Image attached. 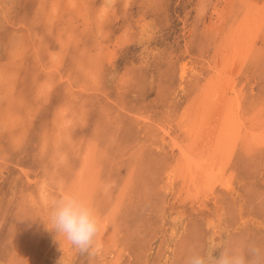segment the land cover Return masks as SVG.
Here are the masks:
<instances>
[{
  "label": "rangeland",
  "instance_id": "1",
  "mask_svg": "<svg viewBox=\"0 0 264 264\" xmlns=\"http://www.w3.org/2000/svg\"><path fill=\"white\" fill-rule=\"evenodd\" d=\"M109 1L108 3L105 0H76L74 5L77 8L62 6L56 14L51 11L50 7L53 0H1L5 4L0 2V75L2 77H0V264H33V261L35 264H39L41 260L46 261L47 264H59L57 258L50 253L54 247L52 241L55 232L46 228L44 215L39 212L43 205H39L41 196L37 189L39 190L42 181H47L50 188L52 187L51 195H58L60 193L59 182L62 181L65 185H69L74 172L82 162V156L86 152V143L91 140L96 143L97 153L95 156L98 165L100 164L98 183H104L102 185L108 191L109 197L108 200L103 198L106 202L102 205V216L109 211L116 210L118 195L125 190L119 214L114 217V222H112L113 228L117 232L115 231L116 233L111 235L112 239L107 237L110 238L111 243L100 248L95 244L92 247L93 251L91 249L80 251L71 244L69 255L65 256L66 264H113L114 262L117 264H182L180 261H183L186 249L191 244V246L206 250H219L221 246L231 240L264 243V160L262 161L264 148L247 155L239 144L240 148L234 152L232 160L226 168L233 175L234 191L227 195V192L225 191V193L219 185L210 197H203L204 204L199 200L191 202L193 199L181 192V188H183L181 179H173V177L168 179L170 172L171 174L175 173L176 164L179 161L178 150L172 149L170 138L177 137L186 143L187 137L183 131V125L191 124L194 112L203 99L202 95L199 96L200 92L205 89L212 75L210 73L214 70L213 65L219 60V51L216 50L215 43L223 42L222 38L228 33L229 27L233 25L231 23L235 21L232 17L238 20L245 13L240 0H235L229 8L231 13L227 21L228 24L215 31L207 28L211 24L215 25L216 23L217 25L219 16L217 13L226 4L225 0ZM60 2L62 3V1ZM223 3L225 4L223 5ZM105 5L107 7H104ZM109 11L113 14L110 15ZM61 12H64V16L61 15ZM65 21L67 25H63L66 24ZM63 26L65 31L61 30V28L64 29ZM89 26L90 30L87 29ZM56 27H59L60 33ZM52 29L53 32H51ZM257 30V33L254 32L250 36V32L245 29V32L253 37L250 39V42H254L253 45L247 44L250 46L248 48H252L253 51L245 54L242 70L237 71L238 67L232 70L237 71L235 87L244 99L242 117L247 118L251 113L258 112L261 107L258 113L264 119V19ZM86 31H90V34ZM74 32L75 35H78V39L73 34ZM212 32L215 34L213 35ZM64 33H67L68 37ZM71 34L74 36L72 39ZM104 34L106 35L104 36ZM120 36L122 37L120 38ZM60 39L64 46L59 42ZM66 47L67 49H65ZM17 51L20 52V58H14ZM49 51L55 54L60 51V55L64 54L63 61L60 62L59 68L56 70L53 68L51 70V67L47 66L51 62L48 57L52 55ZM109 51L112 53H108ZM90 54L96 58L92 61L96 60L97 63L90 61ZM92 63L96 66L97 83L88 79L89 76L83 69ZM182 63L187 65L185 69H183ZM239 72L240 74H238ZM24 73L26 76L23 75ZM31 84L34 85L31 86ZM47 84L49 85L45 89ZM42 88L45 91H42ZM46 91L51 94L48 95ZM235 95V93H229L232 98ZM7 106L8 109H6ZM67 108L68 110H66ZM5 111L7 114H3ZM63 111L66 112V117L70 121L68 125L61 121L60 115ZM181 114L185 115L183 120ZM58 119L60 122L57 121ZM179 119H181L180 125L177 123ZM117 123L121 125H117ZM60 126H64L68 133H60V139L57 137L56 139L59 140L56 141L52 137L62 130L63 127ZM166 131H169V134H165ZM116 132L117 134H115ZM55 142H58L56 146ZM59 142H61V146ZM44 143L47 144V149H43ZM79 144L80 147H78ZM128 152L131 153L128 154ZM115 164L118 166L116 167ZM163 174L166 178L168 177V180ZM126 178L127 180H125ZM99 189L98 187L93 191L94 201H100V198L103 197V195L101 196L102 191ZM140 189L142 193L139 191ZM43 214L46 215V213ZM220 214L223 215L219 217ZM28 217L34 222V224L31 223L34 231L33 236L29 234L31 230L25 221H28ZM208 219H211L213 224L209 223ZM242 219L244 220L242 221ZM242 224H245V227ZM176 234L180 236L177 238ZM26 238L38 240L34 250L33 247L31 250L29 243H24ZM107 238L104 239V242L108 243ZM20 242L24 243V248L19 249L15 254ZM176 254L177 256H175ZM31 256L32 261L29 262L28 259ZM175 257L180 258L179 261L175 260Z\"/></svg>",
  "mask_w": 264,
  "mask_h": 264
},
{
  "label": "bare ground",
  "instance_id": "2",
  "mask_svg": "<svg viewBox=\"0 0 264 264\" xmlns=\"http://www.w3.org/2000/svg\"><path fill=\"white\" fill-rule=\"evenodd\" d=\"M3 1V0H2ZM9 1V0H7ZM62 1V3L60 2ZM104 1V0H103ZM108 3L110 2L109 0H105V2ZM114 1V0H112ZM226 4L223 3V7L220 9V11H218L217 14H219L218 16V19H217V25L215 23V25H212L210 22L211 25H209V28H207L208 30L211 29L213 31H215L216 29H220L219 27H222V26H226L227 21L229 19V15L231 13V6L233 5V2H235V0H225ZM1 2V0H0ZM6 2V1H5ZM76 2V0H53L51 6L48 5V7L50 6L51 7V11L56 14L60 8L62 6H66V7H76V5H74ZM101 2V1H100ZM144 2V1H143ZM238 2V1H237ZM2 3V2H1ZM4 3V2H3ZM2 3V4H3ZM78 3V2H77ZM104 3V2H103ZM103 3H101L103 5ZM107 3V5H108ZM145 3V2H144ZM5 4V3H4ZM84 4V3H83ZM101 4L99 5L101 7ZM106 4V3H105ZM142 4V3H141ZM150 4V3H149ZM240 4L242 5V7L244 8V15L240 18H238V20L236 18H233V20L235 21H231L233 25H231L229 27V31L228 33L225 34V36L222 38L223 39V42H218L215 43L216 45V50L219 51V60H217V62L215 63V65H213V72L210 73L212 74L206 84V87L205 89H203V92H200L201 94L199 95L201 98H203L201 100V104L199 103V105L197 106V109L195 110L194 112V116L192 117V121H191V124H184L183 125V131L187 137V141L186 143L182 142L181 140H179L177 137H172L170 138L172 140V149L174 150H178L177 152V155H178V162H177V166H176V171L175 173H172L171 172L169 173V178L168 179H171L173 177V179H181L183 181V188L182 189V193L184 192L185 195L190 198V199H193L191 200L192 201H196V200H199L200 202H202L204 204V198H208L211 196L212 193H214L215 189L217 188V186H221L220 188H222L224 190V192L226 191L227 192V195L229 194H232V191H234V187L233 186V181H232V173L231 171L227 170L226 168L228 167V164L231 162L232 160V157L234 155V152L237 150V148H240L238 147L239 144L241 145V148L242 150H244L247 155L248 154H251L253 151L255 150H259V149H263L264 148V119H262L259 115V110L261 109H258V112H253L249 115V112L248 113V117L247 118H243L242 117V105L244 104V99L242 98V95L239 93L240 91L237 92L236 90V72L237 71H240L241 69V66H242V62H244L243 59H245V54L248 52H252V48H248L250 46H248L247 44H251L253 45L252 43L254 42H250V39H252L253 37H250L252 36V34L254 32H258V27H260L262 25V22H263V19H264V0H240ZM78 5V4H77ZM97 5V4H96ZM144 5V4H143ZM148 5V4H147ZM7 6V5H6ZM23 6V5H22ZM95 6V5H94ZM235 6V5H234ZM45 7V6H44ZM49 7V8H50ZM65 7V8H66ZM85 7V6H83ZM93 7V6H92ZM104 7H107L106 5ZM112 7V6H111ZM115 7V6H114ZM46 8V7H45ZM77 8V7H76ZM86 8V7H85ZM84 8V9H85ZM95 8V7H94ZM93 8V9H94ZM234 8V7H233ZM82 9V8H81ZM88 9V7L86 8ZM145 9V8H144ZM238 9V8H237ZM3 10V9H2ZM10 10V9H9ZM62 10V9H61ZM65 10V9H64ZM67 10V9H66ZM103 11V9H101ZM142 10V9H141ZM239 10V9H238ZM35 11V10H34ZM63 11V10H62ZM73 11V10H72ZM71 11V13H72ZM83 11V10H82ZM87 11V10H86ZM124 11V10H123ZM85 12V10H84ZM96 12V11H95ZM98 12V11H97ZM96 12V13H97ZM143 12V11H142ZM45 13V12H44ZM52 13V14H53ZM64 12H61V15L64 16L63 14ZM69 13V12H68ZM74 13V11H73ZM88 13V12H87ZM92 13V12H91ZM111 12L109 11V14ZM115 13V12H114ZM141 13V12H140ZM139 13V15H141ZM146 13V12H144ZM29 14V13H28ZM94 14V12H93ZM92 14V15H93ZM106 14V13H105ZM113 13H111L110 15H112ZM67 15V14H66ZM88 15V14H87ZM96 15V14H95ZM104 15V13H103ZM152 15V14H151ZM167 15V14H166ZM242 15V14H241ZM30 16V15H29ZM33 16V14H32ZM35 16V15H34ZM55 16V15H54ZM53 16V17H54ZM73 16V15H72ZM115 16V15H114ZM147 16V15H146ZM149 16V15H148ZM232 16V14H231ZM52 17V16H51ZM66 17V16H65ZM76 17V16H75ZM106 17V16H105ZM44 18V17H43ZM78 18V17H77ZM87 18V17H86ZM89 18V17H88ZM94 18V16H93ZM103 18V17H102ZM152 18V17H151ZM38 19V18H37ZM42 20V17L40 18ZM48 19V18H47ZM53 19V18H52ZM56 19V18H55ZM61 19V17H60ZM71 19V17H70ZM98 19V18H97ZM105 19V18H104ZM139 19V18H138ZM44 20V19H43ZM76 20V19H75ZM99 20V19H98ZM97 20V21H98ZM47 21V20H46ZM146 21V20H145ZM148 21V19H147ZM151 21V20H150ZM23 22V21H22ZM45 22V20H44ZM51 23V21H49ZM48 22V23H49ZM66 22V21H65ZM71 22V21H70ZM69 22V23H70ZM139 22V20H138ZM31 23V22H30ZM40 23V22H39ZM49 23V25H50ZM58 23V22H57ZM64 23V22H63ZM81 23V22H80ZM79 23V24H80ZM86 23V22H84ZM89 23V22H88ZM145 23V22H144ZM147 23V22H146ZM14 24V23H13ZM21 24V23H20ZM32 24V23H31ZM62 24V23H61ZM60 24V25H61ZM91 24V23H89ZM100 24V23H99ZM139 24V23H138ZM142 24V23H141ZM140 24V25H141ZM148 24V23H147ZM41 25V24H40ZM58 25V24H57ZM63 25H67V22L66 24H63ZM139 25V26H140ZM145 25V24H144ZM15 26V25H14ZM51 26V25H50ZM62 26V25H61ZM76 26V24H75ZM137 26V25H136ZM135 26V27H136ZM143 26V25H141ZM148 26V25H147ZM228 26V25H227ZM64 27V26H63ZM70 26H68L69 28ZM86 27V25H85ZM84 27V28H85ZM97 27V26H96ZM16 28V27H15ZM26 28V27H25ZM46 28V27H45ZM53 28V27H52ZM54 28H55V25H54ZM58 28L59 27H56L57 31H58ZM74 29V27H72ZM79 28V27H78ZM132 28V27H131ZM130 28V29H131ZM146 28V27H145ZM149 28V27H148ZM40 29V28H39ZM44 29V28H43ZM70 29V28H69ZM68 29V30H69ZM90 30V26L89 28H87ZM106 29V28H105ZM133 29V28H132ZM131 29V30H132ZM245 29H247L249 32H250V36H249V33H246L245 32ZM41 30V29H40ZM48 30V29H47ZM51 30V29H50ZM61 30L65 31V27L64 29L61 28ZM67 30V31H68ZM75 30V29H74ZM94 30V29H92ZM134 30V29H133ZM149 30V29H148ZM36 32V30H34ZM55 31V30H54ZM73 30L71 29V32ZM77 31V30H76ZM105 31V30H104ZM130 31V30H129ZM221 31V30H220ZM28 32V31H27ZM40 32V31H39ZM53 32V29L52 31ZM56 32V31H55ZM60 33V31H58ZM57 32V33H58ZM69 32V31H68ZM67 32V33H68ZM79 32V31H77ZM87 32V31H86ZM89 34H90V31H88ZM87 32V33H88ZM93 32V31H92ZM96 33V31H94ZM106 32V31H105ZM142 33V31H140ZM144 32V31H143ZM225 32H227L225 30ZM224 32V33H225ZM256 32V33H257ZM18 33V32H16ZM58 33V35H59ZM66 33V34H67ZM100 33V32H99ZM123 33V32H122ZM125 33V32H124ZM129 33V32H128ZM150 33V32H149ZM210 33V32H209ZM213 33V32H212ZM15 34V33H14ZM22 34V33H21ZM20 34V35H21ZM24 34V33H23ZM65 34V33H64ZM65 34V35H66ZM75 35V32L73 33ZM77 34V33H76ZM126 34V33H125ZM205 34H206V31H205ZM215 33H213L214 35ZM19 35V33H18ZM29 35V34H28ZM31 35V34H30ZM29 35V36H30ZM68 35V34H67ZM66 35V36H67ZM106 34H104L105 36ZM131 35V34H129ZM133 35V34H132ZM26 36V35H24ZM32 36V35H31ZM49 36V35H48ZM66 36H65V39H66ZM71 36V39H72V34L70 35ZM76 38L78 37V35H75ZM139 36V35H138ZM222 36V35H221ZM37 37V36H36ZM47 37V36H45ZM68 37V36H67ZM74 37V36H73ZM96 37V36H95ZM122 36H120L121 38ZM127 37V36H126ZM125 37V38H126ZM210 37V35H209ZM212 37V36H211ZM257 37V36H256ZM259 37V36H258ZM257 37V38H258ZM60 38L62 39V37L60 36ZM75 38V39H76ZM124 38V37H123ZM124 38V39H125ZM149 38V37H148ZM61 39H60V43L63 45V42H61ZM68 39V38H67ZM66 39V40H67ZM70 39V37H69ZM78 39V38H77ZM127 39V38H126ZM214 39V38H213ZM221 39V40H222ZM53 40V38H52ZM57 40V39H56ZM63 40V39H62ZM136 40V39H135ZM220 40V41H221ZM58 41V40H57ZM68 41V40H67ZM74 41V40H73ZM95 41V40H94ZM115 41V40H114ZM117 41V40H116ZM115 41V42H116ZM122 41V40H121ZM127 41V40H126ZM141 41V40H139ZM211 41V39H210ZM218 41V40H216ZM24 42V41H23ZM31 42V41H30ZM36 42V41H35ZM92 42V41H91ZM124 42V41H123ZM121 42V43H123ZM18 43V42H17ZM26 43V42H24ZM53 43V42H52ZM66 43V42H65ZM68 43V42H67ZM125 43V42H124ZM123 43V44H124ZM213 43V42H212ZM22 44V43H21ZM41 44V43H40ZM50 44V43H49ZM48 44V45H49ZM92 44V43H91ZM97 44V43H96ZM121 44V45H123ZM214 44V43H213ZM36 45V44H35ZM53 45V44H52ZM60 45V44H58ZM57 45V46H58ZM99 45V44H98ZM103 45V44H102ZM46 46V45H45ZM64 46V45H63ZM68 46V44H67ZM85 46V45H84ZM83 46V47H84ZM80 47V46H79ZM91 47V46H90ZM213 47H215L213 45ZM58 48V47H57ZM97 48V47H96ZM99 48V47H98ZM116 48V47H115ZM28 49V48H27ZM31 49V48H30ZM67 49V47L65 48ZM112 49V48H111ZM3 50V48H2ZM35 50V49H34ZM41 50V49H40ZM52 50V49H51ZM59 50V49H58ZM81 50V49H80ZM100 50V49H99ZM249 50V51H248ZM37 51V50H36ZM66 51V50H65ZM69 51V50H68ZM97 51V50H96ZM105 51V50H104ZM155 51V50H154ZM44 52V51H43ZM50 52V51H49ZM60 51H58V53H51L52 54L50 57H48L51 62L48 63L50 65H47V66H50L51 67V70L52 68L53 69H58L59 68V65H60V62L63 61V57H64V54H59ZM87 52V51H86ZM153 52V50H152ZM215 52V51H214ZM20 52L17 51V53L14 55V58L15 57H19L20 58ZM103 53V52H102ZM108 53H112V52H108ZM216 53V52H215ZM256 53V52H255ZM22 54V53H21ZM35 54V53H34ZM45 54V53H44ZM77 54V52H76ZM80 54V53H79ZM107 54V53H106ZM85 55V53H84ZM187 55V54H186ZM44 56V55H43ZM79 56V55H78ZM99 56V55H98ZM103 56V55H102ZM113 57V56H112ZM36 59V58H35ZM43 59V58H42ZM89 59V58H88ZM93 59H96L94 57V55L91 56L90 54V61H92ZM111 59V57H110ZM49 60V61H50ZM108 60V59H107ZM204 60V59H203ZM254 60V59H253ZM4 61V60H2ZM9 61V60H8ZM36 61V60H35ZM40 61V60H39ZM44 61V60H43ZM84 61V60H83ZM182 61V60H181ZM7 62V61H6ZM28 62V60H27ZM46 62V61H45ZM94 62V61H92ZM107 62V61H106ZM185 62V61H184ZM204 62V61H203ZM16 63V62H14ZM69 63V62H68ZM77 63V62H76ZM94 63H97L96 60ZM109 63V62H108ZM166 63V62H165ZM179 63V62H178ZM40 64V63H39ZM46 64V63H45ZM72 64V63H71ZM206 64V63H205ZM211 64V63H210ZM9 65V64H8ZM17 65V63H16ZM37 65V63H36ZM80 66L82 64H79ZM96 65V64H95ZM169 65V64H168ZM183 65V63H182ZM44 66V65H43ZM77 66V65H76ZM187 65H183V69H185ZM73 67V66H71ZM237 71L234 72L232 69L234 68H237ZM190 68V67H189ZM188 68V69H189ZM85 73H87V76H89L88 79H91L93 82L97 83V76H95V69H96V66L93 65V63L87 67V68H83ZM1 70V69H0ZM210 70H212L210 68ZM242 70V69H241ZM8 71V69H7ZM27 71V70H26ZM44 71V70H42ZM131 71V70H130ZM185 71V70H184ZM3 72V71H2ZM258 72V71H257ZM14 73V72H13ZM60 73V72H59ZM78 73V72H77ZM84 73V74H85ZM94 74V75H93ZM201 74V73H200ZM240 74V72L238 73ZM237 74V75H238ZM252 74V73H251ZM14 75V74H13ZM25 75V73L23 74ZM61 75V74H60ZM59 75V76H60ZM123 75V74H122ZM181 75V73H180ZM244 75V74H242ZM247 75V74H246ZM3 76V75H2ZM6 76V74H5ZM26 76V75H25ZM31 76V75H30ZM34 76V75H33ZM79 76V75H78ZM77 76V77H78ZM82 76V75H81ZM128 76V75H127ZM241 76V75H240ZM1 77V75H0ZM22 77V76H21ZM61 77V76H60ZM83 77V76H82ZM85 77V76H84ZM253 77V76H252ZM2 78V77H1ZM12 78V77H11ZM45 78V77H44ZM62 78V77H61ZM65 78V76H64ZM121 78V77H120ZM189 78V77H188ZM257 78V77H256ZM28 79V78H27ZM26 79V80H27ZM69 79V78H68ZM99 79V78H98ZM138 79V78H137ZM150 79V78H149ZM206 79V78H205ZM5 80V78H4ZM20 80V79H18ZM66 80V79H65ZM124 80V79H122ZM207 80V79H206ZM237 80H239L237 78ZM1 81V80H0ZM36 81V79H35ZM49 81V80H48ZM125 81V80H124ZM123 81V82H124ZM254 81V80H253ZM32 82V81H31ZM46 82V81H45ZM61 82V81H60ZM198 82V81H197ZM205 82V81H204ZM91 83V81H90ZM125 83V82H124ZM134 83V82H133ZM242 83V82H241ZM71 84V82H70ZM111 84V83H110ZM116 84V83H115ZM34 85V84H33ZM31 84V86H33ZM49 84H47L45 86V89L46 87H48ZM122 85V84H121ZM124 85V84H123ZM130 85H132L130 83ZM195 85V84H194ZM41 86V84H40ZM53 86V85H52ZM82 86V85H81ZM80 86V87H81ZM87 86V84H86ZM203 86V85H202ZM242 86V85H241ZM84 87V86H83ZM92 87V86H91ZM116 87V86H115ZM121 87V86H120ZM138 87V86H137ZM204 87V86H203ZM8 88V87H6ZM10 88L11 85H10ZM70 88V87H69ZM98 88V87H97ZM122 88V87H121ZM150 88V87H149ZM157 88V87H156ZM198 88V87H197ZM48 89V88H47ZM71 89V88H70ZM82 89V87H81ZM105 89V88H104ZM116 89V88H115ZM154 89V88H153ZM183 89V88H182ZM199 89V88H198ZM244 89V88H243ZM250 89V88H249ZM49 90V89H48ZM63 90V88H62ZM80 90V89H79ZM108 91V89H106ZM105 90V91H106ZM122 90V89H121ZM125 90V89H124ZM251 90V89H250ZM19 91V90H18ZM41 91V90H40ZM42 91H45L43 88H42ZM56 91V90H55ZM70 91V90H69ZM93 91V90H92ZM116 91L118 92V90L116 89ZM126 91V90H125ZM20 92V91H19ZM71 92V91H70ZM91 92V91H90ZM95 92V91H94ZM194 92V91H193ZM252 92V91H251ZM47 93V91H46ZM69 93V92H68ZM98 93V92H96ZM101 93V92H100ZM108 93V92H107ZM160 93V91H159ZM229 93H235L236 95L232 98L231 96H229ZM25 94V92H24ZM44 94V92H43ZM48 95L50 94L47 93ZM55 94V93H53ZM126 94V93H125ZM1 95V94H0ZM8 95V94H6ZM45 95V94H44ZM103 95V93H102ZM118 95V94H117ZM196 95V94H195ZM231 95V94H230ZM37 96V95H36ZM119 96V95H118ZM8 97V96H7ZM10 97V96H9ZM31 97V96H30ZM38 97V96H37ZM40 97V96H39ZM81 97V95H80ZM124 97V96H123ZM197 97V95L195 96ZM33 98V97H32ZM107 98V96H106ZM109 98V97H108ZM117 98V97H116ZM187 98V96H186ZM200 98V99H201ZM42 99V98H41ZM121 99V98H120ZM189 99V97H188ZM199 99V101H200ZM13 100V99H12ZM44 100V99H43ZM112 100V99H111ZM117 100V99H116ZM16 101V100H15ZM20 101V100H19ZM66 101V100H65ZM176 101V100H175ZM1 102V101H0ZM10 102V101H9ZM13 102V101H12ZM69 102V101H68ZM76 102V101H75ZM15 104L17 102H14ZM44 103V102H43ZM61 103V101H60ZM71 103V102H70ZM97 103V102H96ZM115 103V101H114ZM164 103V102H163ZM85 104V103H84ZM104 103L102 102V105ZM126 104V103H125ZM253 104V103H252ZM8 105V104H7ZM25 105V104H24ZM116 105V103H115ZM260 105V103H259ZM3 106V105H2ZM26 106V105H25ZM62 106V105H61ZM60 106V107H61ZM64 106V105H63ZM84 106V105H83ZM104 106V105H103ZM111 106V105H110ZM117 106V105H116ZM125 106V105H123ZM5 107V106H4ZM10 107V106H9ZM27 107V106H26ZM79 107V106H78ZM82 107V106H81ZM118 107V106H117ZM122 107V106H121ZM63 108V107H62ZM65 108V107H64ZM89 108V107H88ZM119 108V107H118ZM192 108V106H191ZM258 108V107H257ZM256 108V110H257ZM6 109H8V106L6 107ZM60 109V108H59ZM74 109V108H73ZM83 109V108H82ZM114 109V108H113ZM155 109V108H153ZM188 109V108H186ZM263 109V108H262ZM28 110V109H27ZM68 110V108L66 109ZM65 110V111H66ZM116 110V109H115ZM7 112H9L8 110H6ZM4 112L3 114H7V112ZM12 111V110H11ZM11 111H10V114H11ZM63 111V113L61 112L62 115H60V117L62 118L61 121L63 122H66V124L68 125L70 121H68V118L66 117V112ZM154 111V110H153ZM13 112V111H12ZM27 112V111H26ZM59 112V111H58ZM57 112V113H58ZM78 112V111H77ZM76 112V113H77ZM95 112V111H94ZM105 112V111H104ZM109 112V111H108ZM117 112V111H116ZM115 112V113H116ZM122 112V111H121ZM37 113V112H36ZM35 113V114H36ZM79 113V112H78ZM133 113V112H132ZM140 113V112H139ZM147 113H150V112H147ZM261 113V112H260ZM30 114V113H29ZM34 114V115H35ZM55 114V113H54ZM59 114V113H58ZM73 114V113H72ZM80 114V113H79ZM120 114V113H119ZM185 114V113H184ZM182 115L181 114V119L183 120L185 115ZM108 115V114H107ZM118 115V114H117ZM116 115V116H117ZM130 115V114H129ZM139 115V114H138ZM7 116V115H6ZM11 116V115H10ZM113 116V115H112ZM147 116V115H146ZM144 116V117H146ZM39 117V116H38ZM79 117V116H78ZM87 117V116H85ZM100 117V116H99ZM119 117V115H118ZM143 117V116H142ZM141 117V118H142ZM23 118V117H22ZM25 118V117H24ZM31 118V117H30ZM58 118V117H57ZM67 118V120H66ZM83 118V117H82ZM114 118V117H113ZM123 118V117H122ZM15 119V118H14ZM145 119V118H144ZM148 119V118H147ZM181 119H179V121H177V123L180 125L181 123ZM32 120V119H31ZM34 120V119H33ZM60 119H58L57 121H59ZM83 120V119H82ZM17 121V120H16ZM84 121V120H83ZM95 121V120H94ZM129 121V120H128ZM77 122V120H76ZM81 122V121H80ZM149 122V120H148ZM153 122V120H152ZM174 122V121H173ZM17 123V122H16ZM39 123V122H38ZM73 123V121H72ZM94 123V122H93ZM109 123V121H108ZM107 123V124H108ZM166 123V122H164ZM15 124V123H14ZM154 124V123H153ZM156 124V122H155ZM12 125V124H10ZM17 125V124H16ZM32 125V124H31ZM71 125V124H70ZM74 125V124H73ZM98 125V124H96ZM101 125V124H100ZM109 125V124H108ZM117 125H121V124H118ZM157 125V124H156ZM9 126V125H8ZM160 126V125H159ZM170 126V125H169ZM13 127V126H11ZM17 127V126H15ZM38 127V126H37ZM60 127H63L62 130H60L59 133H56L53 135L52 138H54L56 141L60 139V136L62 132L64 133H68V130L67 129H64V126H60ZM66 127V125H65ZM158 127V126H157ZM22 128V127H21ZM20 128V129H21ZM24 128V127H23ZM74 128V127H73ZM81 128V127H80ZM102 128V127H101ZM105 128V127H104ZM116 128V127H115ZM163 128V127H162ZM52 129V128H51ZM83 129V128H82ZM96 129V128H95ZM103 129V128H102ZM108 129V128H107ZM165 129V128H164ZM22 130V129H21ZM41 130V129H40ZM97 130V129H96ZM163 130V129H162ZM165 130H168V129H165ZM8 131V130H7ZM72 131V130H71ZM99 131V130H98ZM103 131V130H102ZM118 131H119V128H118ZM181 131H182V128H181ZM15 132V131H14ZM159 132V131H158ZM175 132V131H173ZM10 133V132H8ZM63 133V134H64ZM81 133V132H80ZM107 133V132H106ZM154 133V132H153ZM164 133V131H163ZM169 134V131H166L165 134ZM183 133V132H182ZM13 134V133H12ZM117 134V132L115 133ZM15 135V134H14ZM17 135V134H16ZM101 135H102V132H101ZM100 135V136H101ZM19 136V135H17ZM25 136V135H23ZM42 136V135H41ZM50 136V135H49ZM103 136V135H102ZM22 137V136H21ZM59 138V139H56V138ZM66 137V136H65ZM96 137V136H95ZM112 137V135H111ZM168 137V136H167ZM15 138V137H14ZM155 138V137H154ZM169 138V137H168ZM23 139V137H22ZM65 139V138H64ZM109 139V138H108ZM112 139V138H111ZM14 140V139H13ZM17 140V139H16ZM81 140V139H80ZM21 141V140H20ZM68 141V140H67ZM165 141V140H164ZM18 142V141H17ZM42 142V141H41ZM84 142V141H83ZM53 143V142H52ZM67 143V142H66ZM171 143V142H170ZM15 144V143H14ZM18 144V143H17ZM45 144V143H44ZM58 144V142H55V146ZM61 144V142H59V145ZM86 152H84V156H82V162L79 166L78 169H76V171L74 172L73 174V177L72 179L67 182H69V185H65L64 183H62V181L59 182V191H63V190H72L76 193H78L81 197H83L84 199H86L87 201H89L93 206L94 208L96 209L97 213L99 214V216L101 217L102 221H103V227L101 228V231L98 233L97 237H96V245L98 246V248L104 246V245H107L109 243H111V240L110 238L112 239L111 235L113 233H116L117 231L115 230V228H113V224L112 222H114V217L117 216V214H119V207H121V203L123 201V197H124V191L123 190V193H119L120 195H118V198H117V201L118 202V205L116 207V210L115 211H109L107 214L103 215L102 216V211L101 209L103 208V203H105L106 201L104 199H109L108 197V191L104 188V186L102 185V183H98L99 181V177H98V173H99V165H98V162L96 160V143L94 141L91 140V142H87L86 143ZM20 145V144H19ZM46 145H44L43 149H47L46 148ZM116 145V144H115ZM54 146V145H52ZM61 146V145H60ZM78 146V145H77ZM141 146V145H140ZM58 147V146H57ZM56 147V148H57ZM71 147V146H70ZM80 147V144L79 146ZM120 147V146H119ZM152 147V146H151ZM4 148V147H3ZM118 148V147H117ZM42 149V150H43ZM77 149V148H76ZM114 149V148H113ZM12 150V149H10ZM41 150V151H42ZM60 150V149H59ZM72 150V149H71ZM156 150V149H155ZM20 151V150H19ZM40 151V152H41ZM80 151V150H79ZM134 151V150H132ZM131 151V152H132ZM163 151V150H162ZM18 152V151H17ZM51 152V151H50ZM49 152V154H50ZM61 152V151H60ZM131 152H128L131 153ZM135 152V151H134ZM171 152V151H170ZM241 152V151H240ZM243 152V151H242ZM43 153V152H42ZM64 153V152H63ZM122 153V152H121ZM60 154V153H59ZM243 154V153H242ZM104 155V154H103ZM131 155V154H130ZM3 158H4V155H2ZM51 156V155H50ZM98 156V155H97ZM251 156V155H250ZM53 158V156H51ZM60 158V157H59ZM132 158V157H131ZM130 158V159H131ZM245 158V157H244ZM58 159V158H57ZM62 159V158H61ZM65 159V158H64ZM135 159V158H134ZM133 159V160H134ZM235 159V157H234ZM255 159V158H254ZM4 160V159H3ZM59 160V159H58ZM136 160V159H135ZM139 160V159H138ZM246 160V159H245ZM258 160V158H257ZM264 159H262L263 161ZM61 161V160H60ZM113 161V160H112ZM137 161V160H136ZM53 161H51L52 163ZM110 162V161H109ZM116 162V161H115ZM114 162V163H115ZM7 163V161H6ZM11 163V162H10ZM39 163V161H38ZM47 163V162H46ZM55 163V162H54ZM113 163V162H112ZM121 163V162H120ZM260 163H263V162H260ZM53 164V163H52ZM62 164V163H61ZM123 164V163H121ZM264 164V163H263ZM56 165V164H55ZM113 165V164H112ZM116 167L118 166L117 164H115ZM137 165V163H136ZM251 165V164H250ZM260 165V164H259ZM18 166V165H17ZM109 166V165H108ZM130 166V165H129ZM134 166V165H133ZM111 167V166H110ZM121 167V166H120ZM128 167V166H127ZM230 167V166H229ZM253 167V166H252ZM257 167V166H256ZM22 169V168H21ZM110 169V168H109ZM107 169V170H109ZM131 169H133V167H131ZM25 170V169H24ZM27 170V169H26ZM248 170V169H247ZM227 171V173H226ZM22 172V171H21ZM30 172V171H29ZM135 172V171H134ZM66 173V172H65ZM64 173V174H65ZM133 173V172H131ZM130 173V174H131ZM145 173V172H144ZM175 174V175H174ZM49 175V174H48ZM107 175V174H106ZM133 175V174H132ZM131 175V176H132ZM143 175V174H142ZM164 175V174H163ZM240 175V174H239ZM146 176V175H145ZM235 176V175H234ZM120 177V175H119ZM139 177V176H138ZM165 177V175H164ZM260 177V176H259ZM28 178V177H27ZM140 178V177H139ZM166 178V177H165ZM166 178V179H167ZM239 178V177H238ZM262 178V177H261ZM43 179V178H42ZM69 179V178H68ZM107 179V178H106ZM137 179V178H136ZM142 179V178H141ZM167 179V180H168ZM236 179V178H235ZM37 180V179H36ZM41 180V179H40ZM127 180V178L125 179ZM124 180V181H125ZM151 180V179H150ZM107 181V180H106ZM64 182V181H63ZM122 182V181H120ZM167 182V181H166ZM171 182V181H170ZM236 182V180H235ZM238 182V181H237ZM243 182V181H242ZM112 183V182H111ZM138 183V182H137ZM140 183V182H139ZM150 183V182H149ZM104 184V183H103ZM107 184V183H106ZM124 184V183H123ZM127 184V183H126ZM172 184V183H171ZM170 184V185H171ZM243 185V184H242ZM263 185V184H262ZM123 187V185H121ZM142 186V185H141ZM175 186V185H174ZM100 188L101 191H102V194L101 196L103 195L102 198H100V201H94L93 199V196L95 195L93 193V191H95L97 188ZM107 187V186H106ZM109 187V186H108ZM121 187V188H122ZM152 187V185H151ZM172 187V186H171ZM238 187V186H237ZM145 188V187H143ZM168 188V187H167ZM173 188V187H172ZM176 188L177 185H176ZM219 188V187H218ZM248 188V187H246ZM99 189V190H100ZM137 189V188H136ZM251 189V188H250ZM249 189V190H250ZM55 190V189H54ZM173 190V189H172ZM37 191H39V194H40V198L41 200L39 201V205H43L42 209L39 210V212L44 215V221L46 223V226L47 227H51V225L48 223V214H49V206H50V201L51 199L54 197V195H51L52 194V187L50 188L49 184L47 181H42V183L39 185V190L37 189ZM121 191V190H120ZM141 192V189L139 190ZM137 191V192H139ZM169 191V189H168ZM260 191V190H259ZM146 192V191H145ZM167 192V191H166ZM175 192V191H174ZM225 192V193H226ZM243 192V191H242ZM249 192V191H248ZM142 193V192H141ZM140 193V194H141ZM147 193V192H146ZM258 194V193H257ZM25 195V194H24ZM156 195V194H155ZM23 196V195H22ZM39 196V195H38ZM99 196V195H98ZM145 196V195H144ZM148 196V195H147ZM235 196V195H233ZM243 196V195H242ZM255 196V195H254ZM30 197V196H29ZM32 197V196H31ZM176 197V196H175ZM181 197V196H180ZM251 197V196H250ZM28 198V197H27ZM104 198V199H103ZM182 198H183V195H182ZM224 198V197H222ZM257 198V197H256ZM260 198V197H259ZM177 199V198H176ZM175 199V200H176ZM180 199V198H179ZM185 199V198H184ZM189 199V201H190ZM30 200V199H28ZM187 200V199H186ZM258 200V199H257ZM113 201V200H112ZM179 201V200H178ZM182 201V199H181ZM208 201V200H207ZM222 201V200H221ZM243 201V199H242ZM184 202V201H183ZM182 202V203H183ZM186 202V201H185ZM259 202V201H258ZM263 202V201H262ZM152 203V202H151ZM159 203V202H158ZM181 203V204H182ZM194 203V202H193ZM256 203V202H255ZM30 204V203H29ZM164 204V202H163ZM250 205V204H249ZM260 205V204H259ZM36 206V205H34ZM173 206V205H172ZM224 206V205H223ZM246 206V204H245ZM124 207V206H122ZM210 207V206H209ZM219 207V206H218ZM18 208V207H17ZM37 208V206H36ZM157 208V207H156ZM236 208V207H235ZM38 209V208H37ZM155 209V208H154ZM158 209V208H157ZM224 209V208H223ZM222 209V210H223ZM262 209V208H261ZM27 210V209H26ZM208 210V209H207ZM220 210V209H219ZM217 210V211H219ZM244 210V209H243ZM260 210V209H259ZM258 210V211H259ZM264 210V209H263ZM16 211V209H15ZM37 211V210H36ZM161 211V210H160ZM209 211V210H208ZM215 211V210H214ZM216 212V211H215ZM262 212V211H261ZM19 213V212H18ZM40 213H39V216H40ZM43 213H46L43 214ZM159 213V212H158ZM218 213V212H217ZM222 213V211H221ZM239 214V213H238ZM241 214V213H240ZM161 215V214H160ZM209 215V214H208ZM223 215V214H220L219 217ZM130 216V215H129ZM163 217V215H162ZM209 217V216H208ZM207 217V218H208ZM243 217V216H241ZM246 217V216H245ZM244 217V218H245ZM201 218V217H200ZM211 218V217H210ZM216 218V217H215ZM222 218V217H221ZM226 218V217H225ZM224 218V220H225ZM253 218V217H252ZM136 219V218H135ZM180 219V218H179ZM185 219V218H183ZM203 219V218H202ZM206 219V218H205ZM204 219V221H205ZM217 219V218H216ZM255 219V218H254ZM19 220V219H18ZM38 220V219H37ZM171 220V219H170ZM207 220V219H206ZM209 220V219H208ZM211 220V219H210ZM209 220V223H212V220L210 221ZM223 220V219H222ZM244 219H242L243 221ZM246 220V219H245ZM260 220V219H259ZM26 221V224L29 225V229L31 230V232L29 234H31V236L34 235V231L32 230V226H31V223L34 224L33 222V219H30L28 217V221ZM248 221V219H247ZM251 222V220H249ZM258 221V220H257ZM24 222V221H23ZM216 222H218L216 220ZM223 222V221H222ZM225 222V221H224ZM136 223V221H135ZM139 223V222H138ZM181 223V222H180ZM201 223V222H200ZM244 223V222H242ZM260 223V222H258ZM18 224V223H17ZM22 224V223H21ZM20 224V226H21ZM39 224V223H38ZM155 224V223H154ZM208 224V223H207ZM257 224V223H256ZM123 225V224H122ZM121 225V226H122ZM125 225V224H124ZM168 225V224H167ZM171 225V224H170ZM183 225H185L183 223ZM239 225V224H238ZM243 226L245 224H242ZM253 225V224H252ZM18 226V225H17ZM207 226H210V225H207ZM262 226V225H261ZM23 227V226H22ZM46 227V228H47ZM120 227V226H119ZM167 227V226H166ZM165 227V228H166ZM213 227V226H211ZM236 227V226H235ZM245 227V226H244ZM134 228V226H133ZM140 228V227H139ZM184 228V227H183ZM48 229V228H47ZM170 229V228H169ZM213 229V228H212ZM211 229V230H212ZM229 229V228H228ZM50 231V229H48ZM171 230V229H170ZM210 230V229H209ZM210 230V231H211ZM18 231V230H17ZM27 231V230H26ZM40 231V230H39ZM116 231V232H115ZM182 231V230H181ZM228 232V231H227ZM47 233V232H46ZM175 233V232H174ZM219 233V232H218ZM45 234V233H44ZM43 234V236H44ZM50 234V233H49ZM169 234V233H168ZM179 234V233H178ZM42 235V234H41ZM174 235V234H173ZM177 235V234H176ZM28 236V235H27ZM120 236V235H119ZM178 236L180 235H177V238ZM194 236V235H193ZM199 236V235H198ZM107 237H110V238H107ZM12 238V237H11ZM29 238V237H28ZM26 238L27 240H25L24 243H29L31 245V250H32V247H33V250L34 248L36 247L37 245V242L38 240L36 239H28ZM108 239V243L107 242H104V239ZM116 238V237H115ZM119 238V237H118ZM145 238V237H144ZM159 238V236H158ZM195 238V237H194ZM25 239V238H24ZM168 239V238H167ZM196 239V238H195ZM15 240V239H14ZM52 240V239H51ZM153 240V239H152ZM157 240V239H156ZM169 240V239H168ZM176 240V238H175ZM174 240V241H175ZM164 241V240H162ZM167 241V240H166ZM232 241V240H231ZM235 241V240H234ZM50 242V241H49ZM171 242V241H170ZM14 243V242H13ZM24 243L22 244L21 242L18 243V249L17 248H14V249H17L15 250V254L17 253V251H19V249H23V245ZM54 247L51 249L52 251L49 252L51 253V255H54L55 258H57V261L59 262V264H66V257L65 256H68L69 255V250H70V247H71V243L68 242L67 240H65L62 236L60 235H56L54 234V237H53V241H52ZM159 243V242H158ZM161 243V242H160ZM176 243V242H175ZM116 245V244H115ZM181 245V244H180ZM188 245V244H187ZM192 245V244H191ZM190 245V246H191ZM16 246V245H15ZM29 246V245H28ZM113 246V245H112ZM161 246V245H159ZM167 246V245H166ZM170 246V245H169ZM152 247V246H151ZM162 247V246H161ZM185 247V246H184ZM110 248V247H109ZM114 248V247H113ZM121 248V247H120ZM173 248V246H172ZM183 248V247H182ZM181 248V249H182ZM187 248V247H185ZM91 251H93L94 249L93 248H90ZM103 249V248H102ZM38 250V249H37ZM107 250V249H106ZM111 250V249H110ZM120 251V249H118ZM152 250V249H151ZM167 250V249H166ZM170 250V249H169ZM168 250V251H169ZM27 251V250H26ZM48 251V250H47ZM46 251V252H47ZM90 251V252H91ZM104 251V250H103ZM167 251V252H168ZM24 252V251H23ZM41 252V251H39ZM106 252V251H105ZM166 252V251H165ZM27 253V252H26ZM25 253V254H26ZM37 253V252H36ZM42 253V252H41ZM103 253V252H102ZM119 253V252H118ZM121 253V252H120ZM159 253V252H158ZM162 253V252H161ZM175 253V252H174ZM39 254V253H38ZM83 254V253H82ZM116 254V253H114ZM19 255V254H18ZM81 255V253H80ZM166 255V254H165ZM183 255V254H182ZM27 256V255H26ZM36 256V255H35ZM83 256V255H81ZM116 256V255H114ZM162 256V255H161ZM170 256V255H169ZM177 256V254L175 255ZM40 257V256H39ZM42 257V256H41ZM168 257V256H166ZM73 258V257H72ZM112 259V256L110 257ZM183 258V257H181ZM17 259V258H16ZM35 259V258H34ZM48 259H49V256H48ZM120 259V258H119ZM177 259V257H175V260ZM180 258H178L177 260L179 261ZM45 260H46V257H45ZM114 260V259H113ZM165 260V259H164ZM182 260V259H181ZM12 261V260H11ZM28 261H32V256L28 259ZM73 261V260H72ZM112 261V260H111ZM118 261V260H117ZM163 261V260H162ZM56 262V261H55ZM113 262V261H112ZM182 262V261H180ZM33 264H35V261L32 262ZM169 263V262H168ZM12 264V263H11ZM39 264H47L46 261H40ZM104 264V263H103ZM113 264H117V262H114Z\"/></svg>",
  "mask_w": 264,
  "mask_h": 264
},
{
  "label": "clouds",
  "instance_id": "3",
  "mask_svg": "<svg viewBox=\"0 0 264 264\" xmlns=\"http://www.w3.org/2000/svg\"><path fill=\"white\" fill-rule=\"evenodd\" d=\"M48 229L80 251L96 244L103 221L94 206L72 190H63L50 201ZM182 264H264V243L229 241L219 248L190 246Z\"/></svg>",
  "mask_w": 264,
  "mask_h": 264
}]
</instances>
